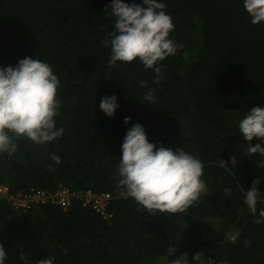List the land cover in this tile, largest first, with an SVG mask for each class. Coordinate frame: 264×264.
Here are the masks:
<instances>
[{"label": "trees", "instance_id": "trees-1", "mask_svg": "<svg viewBox=\"0 0 264 264\" xmlns=\"http://www.w3.org/2000/svg\"><path fill=\"white\" fill-rule=\"evenodd\" d=\"M159 2L174 24L168 38L180 47L158 62L162 74L153 83L154 69L138 57L109 67L111 48L102 41L114 29L105 11L111 0H0V67L24 57L49 64L60 80L54 119L65 129L44 144L19 138L12 155L0 154V183L14 190L66 185L113 194L110 219L75 197L66 209L45 203L27 211L2 199L4 264L48 257L53 264H170L184 252L189 264H264V223L253 222L264 209V168L257 167L264 156L247 151L249 143L264 146V140L248 142L239 131L251 108H264V22L251 23L244 0ZM150 89L155 101H144ZM113 94L119 107L108 117L99 103ZM135 123L157 147H181L204 165L207 191L185 213L152 215L120 194L121 144ZM257 178L253 216L244 199ZM237 232L236 243L229 242L227 235ZM169 245L177 248L172 256ZM196 252L204 255L193 260Z\"/></svg>", "mask_w": 264, "mask_h": 264}, {"label": "clouds", "instance_id": "clouds-1", "mask_svg": "<svg viewBox=\"0 0 264 264\" xmlns=\"http://www.w3.org/2000/svg\"><path fill=\"white\" fill-rule=\"evenodd\" d=\"M142 4L144 6L111 0V11L107 6L105 11L114 18V29L102 43L111 48L109 67H114L118 61L132 62L138 57L146 69H154L153 83H159L162 73L158 62L175 55L180 45L168 38L174 24L164 11L166 5L159 0H142ZM243 7L252 24L264 22V0H244ZM59 85L60 80L51 66L33 57H24L15 66L0 67V154L12 155L21 137L44 144L64 134L65 129L56 127L54 119L59 114L60 102L56 98ZM153 93L154 89H150L143 100L155 101ZM99 107L106 116H113L119 107L117 97L114 94L102 97ZM130 119L125 117L124 123ZM239 131L248 142L264 140V108H251L239 121ZM247 151L264 156L261 143H249ZM121 153L117 167L120 194L133 198L152 215L157 212L185 213L207 191L205 182L200 179L204 170L202 162L181 147L172 150L149 142L140 123L126 131ZM51 158L57 164L61 163L59 156L52 155ZM230 161L236 165L235 155L230 156ZM257 167L264 168V161ZM259 182V178L253 180L244 199L253 216L257 215ZM223 192L228 196L231 188L225 187ZM253 222L264 223V209L259 210L258 218ZM239 235V232L228 234L227 240L234 244ZM244 244L247 247L250 241L245 239ZM176 252L177 248L169 245L168 255ZM203 255V252H196L192 259L199 260ZM5 259V246L0 242V264H4ZM20 259L25 261V256L21 254ZM54 259H40L36 264H53ZM170 264H189L187 253H181Z\"/></svg>", "mask_w": 264, "mask_h": 264}, {"label": "built area", "instance_id": "built-area-1", "mask_svg": "<svg viewBox=\"0 0 264 264\" xmlns=\"http://www.w3.org/2000/svg\"><path fill=\"white\" fill-rule=\"evenodd\" d=\"M79 198L84 205L91 206L103 218H112L108 207L113 199L110 192H96L92 189L72 190L66 185H59L55 190L46 188L30 187L14 190L8 182L0 183V201L7 200L14 209L27 211L33 204L52 203L66 209L71 201ZM264 202V195L261 198Z\"/></svg>", "mask_w": 264, "mask_h": 264}]
</instances>
